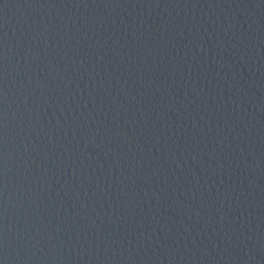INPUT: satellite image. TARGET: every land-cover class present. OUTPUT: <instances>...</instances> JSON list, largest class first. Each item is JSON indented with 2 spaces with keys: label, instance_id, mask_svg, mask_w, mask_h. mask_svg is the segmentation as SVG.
<instances>
[{
  "label": "water",
  "instance_id": "95a60500",
  "mask_svg": "<svg viewBox=\"0 0 264 264\" xmlns=\"http://www.w3.org/2000/svg\"><path fill=\"white\" fill-rule=\"evenodd\" d=\"M0 264H264V0H0Z\"/></svg>",
  "mask_w": 264,
  "mask_h": 264
}]
</instances>
